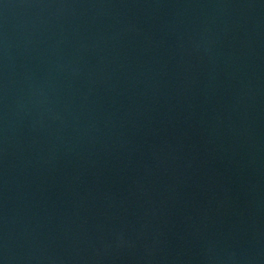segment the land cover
Segmentation results:
<instances>
[{
	"label": "water",
	"instance_id": "95a60500",
	"mask_svg": "<svg viewBox=\"0 0 264 264\" xmlns=\"http://www.w3.org/2000/svg\"><path fill=\"white\" fill-rule=\"evenodd\" d=\"M0 264H264V0H0Z\"/></svg>",
	"mask_w": 264,
	"mask_h": 264
}]
</instances>
